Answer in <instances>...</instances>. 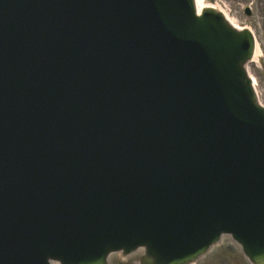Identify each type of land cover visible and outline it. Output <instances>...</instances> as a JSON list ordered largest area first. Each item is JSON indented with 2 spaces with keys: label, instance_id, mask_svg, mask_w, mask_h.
I'll return each mask as SVG.
<instances>
[{
  "label": "water",
  "instance_id": "obj_1",
  "mask_svg": "<svg viewBox=\"0 0 264 264\" xmlns=\"http://www.w3.org/2000/svg\"><path fill=\"white\" fill-rule=\"evenodd\" d=\"M252 52L193 0H0V264H264Z\"/></svg>",
  "mask_w": 264,
  "mask_h": 264
},
{
  "label": "rangeland",
  "instance_id": "obj_2",
  "mask_svg": "<svg viewBox=\"0 0 264 264\" xmlns=\"http://www.w3.org/2000/svg\"><path fill=\"white\" fill-rule=\"evenodd\" d=\"M220 1L222 5H227L231 14L238 21L240 26H251L255 31L260 46L264 49V0H258L259 6L253 9V14L250 17H246L241 10V5L247 3L249 0H204L207 2ZM262 67H264L262 65ZM249 72L255 78L256 90L260 102L264 105V77L263 71L249 67ZM137 254L132 253L122 258L119 254H113L109 258V264H137ZM243 256L239 252L238 247L230 240L229 237H224L221 241L214 246L210 252L200 259L198 264H245Z\"/></svg>",
  "mask_w": 264,
  "mask_h": 264
},
{
  "label": "bare ground",
  "instance_id": "obj_3",
  "mask_svg": "<svg viewBox=\"0 0 264 264\" xmlns=\"http://www.w3.org/2000/svg\"><path fill=\"white\" fill-rule=\"evenodd\" d=\"M195 5H196V8H197V11H198V12L200 11V9H201L202 7H204V6H206V5H210V6L217 7V6H215V4L211 5V4H207V3H205L203 0H195ZM223 12H224V10H223ZM223 12H222V13H223ZM223 14H224L226 17H228L227 14H226L225 12H224ZM228 21L231 22L234 26H236L235 21H234L233 19H231L230 17H228Z\"/></svg>",
  "mask_w": 264,
  "mask_h": 264
}]
</instances>
